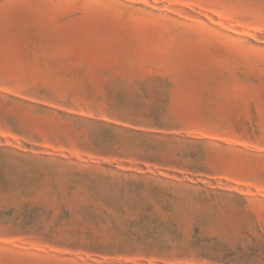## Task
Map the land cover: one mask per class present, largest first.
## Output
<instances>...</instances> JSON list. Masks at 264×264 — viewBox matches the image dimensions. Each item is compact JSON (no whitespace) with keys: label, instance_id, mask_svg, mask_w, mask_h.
I'll list each match as a JSON object with an SVG mask.
<instances>
[{"label":"rangeland","instance_id":"1","mask_svg":"<svg viewBox=\"0 0 264 264\" xmlns=\"http://www.w3.org/2000/svg\"><path fill=\"white\" fill-rule=\"evenodd\" d=\"M0 264H264V0H0Z\"/></svg>","mask_w":264,"mask_h":264}]
</instances>
